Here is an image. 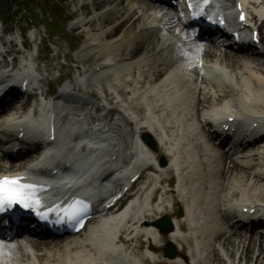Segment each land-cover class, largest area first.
Listing matches in <instances>:
<instances>
[{
	"label": "bare ground",
	"instance_id": "1",
	"mask_svg": "<svg viewBox=\"0 0 264 264\" xmlns=\"http://www.w3.org/2000/svg\"><path fill=\"white\" fill-rule=\"evenodd\" d=\"M74 1L79 6L77 12L79 17L73 24V28L75 31L84 29L86 31V41L78 60L85 62V64L91 63L95 68L113 63L114 66L101 72L100 76L117 75L118 79H121L119 95L133 96V99L139 102L137 104L139 106L135 108L128 106L126 109L127 116L133 120V123L128 120L123 125V119L117 115V112L111 116V119L106 120L110 133L100 142L103 148L102 153L90 159L74 155L77 170L69 173L63 183L68 181L78 184L89 183L92 179L101 180L104 178L108 179L109 184H112V176L115 178L118 175L123 178L131 175V173L134 174L136 170L133 171V169L135 168L112 175L111 173L114 171L111 170V166L99 167L105 161L101 157L109 152V148L110 150L118 148L121 150L123 159L127 160L131 157L132 160L135 157V165L139 170L154 160L158 161L159 155L160 157L166 155L169 166L157 168L155 174L158 178H154L151 186L157 183L161 185L164 183L172 184L175 172L181 169V162L185 159L184 153L179 148V141L174 135L179 116L176 112L172 114L168 113L166 109H159V105L163 102V106L167 107L171 103L170 100L174 98L173 90L177 91L179 85H181V92L186 91L185 93L189 94L193 91L190 97L186 95L181 99L183 115L180 117H185L186 122L190 124L192 121L188 117L191 116L194 122L203 127V135L207 139L203 145L196 144L194 148L197 154L201 151L205 152L206 164L203 168L189 166L192 172L189 175H185L183 172L180 174L178 190L172 193H177L184 204L183 215L178 217L177 213L174 212L176 203L173 202L171 207L166 199L169 196L168 193L162 194L160 201L153 206L151 202L154 203V200L150 196L151 187L145 191H143V187L137 189L149 179L147 177L146 180L141 181V177L139 183H136L128 193L129 198L125 203L126 205L119 206L118 209H111L102 216L98 225H95V228L99 227L102 233L107 236V240L111 241L107 244L108 248L113 251L117 249L120 252L121 261L124 259L122 264H147L146 261L150 259L152 262L148 264H179L178 262L184 256L185 251L193 261L192 264H215L220 262V255L223 253L230 264H235L232 262L234 251L241 254L242 263L239 264H243L245 261L247 264H264V233L258 234L255 231L259 227H264V221L253 226L255 218L250 219L240 209L248 208V204H250L255 205L258 209L256 216L264 212L262 195V190L264 192V141L260 142L261 146L258 143L251 144L242 152L240 158H236L234 154L216 146L213 141L214 136L208 130L206 123V118L216 113L224 114L221 118H225L228 113H234V110L246 112L249 119L252 120L251 126L254 123L261 124L264 122V54L234 53L229 49L222 50L215 44L207 45L197 41L188 50L201 52L202 58H196L189 61L190 63H179L178 60L183 59L186 53L176 52L173 49L172 54L167 56L165 54L167 50L160 46L162 35L157 28V24L163 22L169 31L175 32L173 26L176 24L177 16L173 8L155 5L151 0ZM136 1L137 3H135ZM177 22L179 26L180 23ZM3 30L5 32V28ZM259 30L262 48L264 49V24L259 27ZM180 42L183 41L178 39L175 46ZM202 63H212L214 66L209 67V69L219 68L227 73L229 79L224 80L225 82L218 81L223 78L222 75H218V80L213 83L204 78L201 79L198 72ZM194 64H197L198 76L195 79L191 78L189 81H184ZM134 69V77L138 74L144 80L133 79L132 82H126L125 77L131 75ZM227 69L230 70L231 76ZM92 70V68H89L88 71L80 70L79 77L88 75ZM232 73L236 74V78L232 76ZM3 77L4 73L0 75V79ZM200 80L206 87L198 90L197 82ZM194 83L195 88L190 90ZM88 85L90 89L93 84L89 83ZM133 85H135L134 88H132ZM122 86L130 89L125 90ZM109 87L110 85H105L101 90V98L105 104L113 99ZM66 92L68 91L66 90ZM88 94L97 96L98 92L91 90L88 91ZM65 98L71 103L69 94ZM189 98L196 100L190 110L187 108V105L190 104ZM31 101L32 98L29 97L27 103L30 104ZM27 103L20 107L14 115H8L0 123V128L21 122L24 118L30 119L29 115L21 112L26 109ZM87 106L91 109L100 107V105L96 106L93 103H87ZM147 107L151 109L149 114H147ZM122 108L119 105L116 107L120 111L124 109ZM85 111L86 108L81 109L77 119ZM160 120L164 125L159 122ZM84 130L75 122L66 120L60 130L57 154L53 159H48L42 168H46L51 163L59 162L65 156L62 147L73 138H81ZM144 134L152 135L157 141L160 148L158 156L143 145L141 137ZM88 138L94 140L91 137ZM218 151L222 152L219 153ZM33 158L34 160L37 159L36 157ZM29 159L27 156L17 159L5 156L1 161L5 165L0 163V174L27 170L29 176L34 179L29 184L36 185V188L43 187L40 184L43 179L39 176L43 170L27 166ZM153 170L149 169L148 171ZM199 182L204 185L196 189ZM110 187H106L105 190H109ZM136 189L138 191L134 193ZM64 190L63 187L59 194L52 198L54 200L52 204L59 203L56 205L58 209L64 208L74 198L72 195L67 196L66 193L61 197ZM85 191L98 193L101 188L96 185L91 188L86 187ZM213 195H216V199L212 200ZM190 199H192L193 204L196 202L200 207L207 200V207L210 208V213L215 216L212 224H206L200 231H195L190 223L193 211L190 206ZM127 204H130L131 208L124 211L123 209L127 207ZM217 208L220 210L217 211ZM232 213L238 214V217L235 218L239 219L232 220ZM146 215H160V219L164 216L170 217L174 230L168 236V240L172 245L178 244L184 252L176 254L175 259L166 258L164 250L158 244V239L160 242L165 240V237L158 230V219L147 220ZM221 222L226 224L224 231L220 228ZM133 227H135L133 232L138 230L139 235H144L147 240L145 257H148V260L145 258L142 260L131 255L124 256L121 250L114 246L116 238L122 234L126 236ZM156 231L160 233L159 236H156ZM198 232L202 233L199 237L200 243L203 245L202 253L209 252L204 260L199 258L194 249V243H196L194 235ZM235 239L240 240L238 245L235 244ZM49 240L45 238L28 239L24 236L13 239L16 241L13 245L9 244L10 242L0 241V264H98V258L94 253V244L88 234H81L72 240L67 239L68 241L64 243H53ZM254 244L256 250L253 249ZM253 254L255 255L254 259H252ZM117 264H120V261Z\"/></svg>",
	"mask_w": 264,
	"mask_h": 264
},
{
	"label": "rangeland",
	"instance_id": "2",
	"mask_svg": "<svg viewBox=\"0 0 264 264\" xmlns=\"http://www.w3.org/2000/svg\"><path fill=\"white\" fill-rule=\"evenodd\" d=\"M135 3H137V1ZM55 5H56V2L48 3V1L41 2V0H11V2H7L6 0H0V20L5 23L6 27L10 29V31L12 32V37L15 39H17L18 36H20V34L26 31L27 29H30V33H28V37L30 39H32L33 35L35 36L38 34L40 36L41 41L40 39H38L37 42L31 46V49H32V52H34L37 46L39 50L41 51V55L39 59L41 60L40 68L43 72V77H45L48 82H51V80H54L58 78L60 75H62L64 80L67 79L68 80L67 82L71 84L78 77L79 69H84V67L87 68L91 64V63L85 64V62H82V61H81L82 64H80L77 60V54L73 53V49L76 46L81 45V43L82 44L84 43V40L86 39V31L85 29L80 30V31H75V29L73 28L74 22H76V20L79 17L77 13L79 6L76 1L73 2V0H61V6L56 5L55 7ZM12 7L14 8L12 9ZM43 12L49 17L45 16ZM38 13L43 14L44 18L42 19L38 18L37 17ZM46 18H50L51 21H53L54 23L58 22L62 25H66L68 23L66 26L67 32L59 34V37L55 38L54 40H50L49 35L51 31L48 29L47 23L45 21ZM6 27H4L5 31L8 30ZM0 29H1V26H0ZM82 34H84L85 39L82 36ZM195 52H196V56H195L196 58H199V59L202 58L201 52L192 50V51H188V53H186L183 56V59L186 57L192 58ZM197 54H199L200 56H198ZM181 60H178V62L180 63ZM134 71L135 69L132 70L131 75H128L129 77L128 76L125 77L126 82H132L133 79L138 80L139 76L141 77V75L137 77L138 74L136 75V77H134V73H135ZM227 71L230 75L231 74L230 70L227 69ZM232 76L236 78L235 73H232ZM115 79L116 77L114 76V74L105 75L101 77L100 80L97 82V84L94 85L95 87L90 88V90H97L96 86L105 87V85L108 86L111 84L114 86V89H115L117 85H121V79H118V78L117 80ZM134 87L135 85L132 86V88ZM42 88H43V91H47V89L52 88V85L51 84L48 86L44 85ZM197 88L199 90V85ZM90 90H87V91L90 92ZM190 90H193V89H190ZM116 91L113 92L114 97H115ZM110 94L112 95V93ZM118 94H120V89H119ZM192 101L194 105L196 100H192ZM152 175L153 174H149V177H152ZM145 177H147V175L144 176V178ZM148 183H150L149 180L146 183V185ZM165 190H168L167 185L164 186V191ZM262 195H263V200H264L263 190H262ZM173 196L174 195H170L168 197V200H171ZM174 197L177 198L178 196H174ZM174 212L176 213L175 209H174ZM153 220H157V219H153ZM223 227H225V225H223ZM255 231H257L256 233L258 234L262 232V230H260L261 232H258L257 229ZM239 241L240 240L235 239V244L238 245ZM15 242L16 241H13L10 243L13 245ZM59 242H65V240H54L53 243H59ZM141 242H142V246H141L142 248L139 250H135V253H134L135 255H138L139 257L144 255L145 247H146L145 240L142 239ZM163 244L164 243H160L161 246H164ZM131 246L132 248H134L135 244H132ZM175 247L179 249V246H175ZM263 247H264V244H263ZM253 249L256 250L255 244L253 245ZM179 252H181V250ZM179 252L177 253V255L179 254ZM252 256H253L252 259H254L255 255L253 254ZM140 259L144 260L143 258H140ZM241 259H242L241 254L238 253L237 251H234L232 262L235 264H239V263H242ZM146 262L149 263L148 261ZM219 263L230 264L229 260L224 256V253L220 255V262H216L215 264H219ZM243 264H247V261H245Z\"/></svg>",
	"mask_w": 264,
	"mask_h": 264
},
{
	"label": "snow or ice",
	"instance_id": "3",
	"mask_svg": "<svg viewBox=\"0 0 264 264\" xmlns=\"http://www.w3.org/2000/svg\"><path fill=\"white\" fill-rule=\"evenodd\" d=\"M241 19H244L243 15H241ZM22 179L23 178L19 176L0 177V211L15 204H19L24 208H31L33 205H40V201L35 198L36 185L21 183ZM80 204L81 202L77 201L74 204L69 205L68 209H65V215L69 219L77 218L81 211H83V209L78 206Z\"/></svg>",
	"mask_w": 264,
	"mask_h": 264
}]
</instances>
